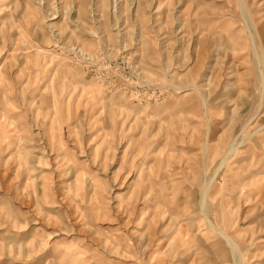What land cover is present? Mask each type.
Instances as JSON below:
<instances>
[{
	"label": "rangeland",
	"instance_id": "obj_1",
	"mask_svg": "<svg viewBox=\"0 0 264 264\" xmlns=\"http://www.w3.org/2000/svg\"><path fill=\"white\" fill-rule=\"evenodd\" d=\"M246 2L264 81V0ZM241 17L0 0V264H233L208 182L210 223L264 264V82Z\"/></svg>",
	"mask_w": 264,
	"mask_h": 264
},
{
	"label": "bare ground",
	"instance_id": "obj_2",
	"mask_svg": "<svg viewBox=\"0 0 264 264\" xmlns=\"http://www.w3.org/2000/svg\"><path fill=\"white\" fill-rule=\"evenodd\" d=\"M236 3H237V7L239 9L240 15L242 16L241 18L244 21L245 30L247 31V35H248V39H249L250 45H251V47L253 49V53H254V57H255V64H256L255 66L257 68L256 71H258V77H259L260 81L262 80V85H263L264 81H263V78H262L263 74H262V68H261V65L263 64V62L256 55L255 46H254V37L255 36L261 42L260 34H259V31L257 30V26H256L254 20L252 19V15H251V12H250V10H249V8L247 6L246 0H236ZM261 56H263V55H261ZM260 92L262 93L263 91L260 90ZM253 134L254 133H251V134H248L247 136H244L241 141H237V140L232 139L227 145V150L228 151H227L226 158H227L228 155L232 154L234 152L235 148L238 147V145L240 146V144L242 142H244V141L248 142L249 139H251L253 137ZM223 163H224V161L221 163V165ZM220 166H219V168H221ZM210 185H211L210 182H208V183H206L203 186V189H202V192H201V196L199 198V207H200V210L203 212V213L202 212L201 213L204 214L203 216H204V219L206 220L207 225H209L208 227L211 228L214 231V233L218 234V236L220 235L226 240V242L228 244V247L231 250L230 253L233 255L232 263L233 264H244L245 262L243 261L242 257L239 255L240 253H238L236 244L231 239H229L223 232H221L218 229H216L212 225V223H210L211 221H209V219H208L209 215L207 213L208 210H206V209H207V206H208L207 201H208V198H209ZM220 258H222V256H220Z\"/></svg>",
	"mask_w": 264,
	"mask_h": 264
}]
</instances>
